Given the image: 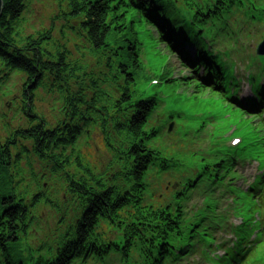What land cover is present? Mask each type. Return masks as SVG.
Wrapping results in <instances>:
<instances>
[{"label": "trees", "instance_id": "obj_1", "mask_svg": "<svg viewBox=\"0 0 264 264\" xmlns=\"http://www.w3.org/2000/svg\"><path fill=\"white\" fill-rule=\"evenodd\" d=\"M26 1L3 0L0 19L1 81L8 82L13 75L24 80L21 126L0 138V264L106 263L113 257L127 264H178L190 258L198 243L214 235V224L205 220L215 208L208 204L193 223L187 219L185 193L183 197L178 193L175 203L160 209L144 204L149 170L157 167L166 172L180 165L162 159L149 147L161 133L159 128L146 130L159 99H134L144 70L137 24L144 20L155 25L162 42L184 65L192 70H199L193 65H203L228 90L229 77L223 74L222 64L187 26L185 15L191 14L205 29L211 21H220L221 8L243 2L181 0L177 8L173 0H58L59 11L51 28L24 35L19 24ZM57 22L63 23L60 35L64 41L55 34ZM70 32L81 42L74 44L76 53L71 49ZM188 45L197 47L196 59L186 52ZM162 80L173 82L166 73ZM109 88L118 92L116 101L110 99ZM42 90L63 99L65 118L55 125L36 111L37 94ZM258 94L264 98L263 87ZM175 116L181 115L171 117ZM97 125L112 155V165L104 171L76 150L87 129ZM35 160L45 170L39 179L61 181V192L79 213L61 223L53 243L31 247L28 239L35 231L32 226L38 208L53 204L43 191L45 184L37 179ZM227 163L223 160L212 172L204 173L213 186L222 185L220 168ZM27 178L38 191H32ZM103 224L119 239L100 232ZM242 229L236 230L228 250L231 264H240L245 247L252 244V234L246 237ZM260 249L244 264H263Z\"/></svg>", "mask_w": 264, "mask_h": 264}, {"label": "rangeland", "instance_id": "obj_2", "mask_svg": "<svg viewBox=\"0 0 264 264\" xmlns=\"http://www.w3.org/2000/svg\"><path fill=\"white\" fill-rule=\"evenodd\" d=\"M26 10L23 15V20L19 24V29L24 35L34 34L37 31L43 29H50L53 25V18L59 11L58 0H27L25 2ZM232 23L243 27V32L240 35L229 34L232 39H235L240 47H235L232 52V59L237 63L239 68L244 69L247 66L248 60H253V52L257 45L264 36V25L262 23L249 22L245 23L243 14L236 12L231 20ZM62 22L54 24L55 34L59 40L64 41L60 35L62 29ZM138 31L140 32V38L145 42V58L148 61L147 65H144V70L138 80L137 86L134 88V99L146 98L152 95H158L163 105L161 108L155 111V115L147 126L146 130L155 127V124H162L168 117L172 110H179L183 112V117L178 119L177 124H174L173 131L170 137H166V129L163 133V138L158 137L152 141L150 147L160 151L162 157L167 159H175L183 162V165H188L189 168H201L205 165L206 158L203 155L197 157L193 154L198 150H206L209 146L208 135L205 133L204 138L198 141V135L196 131L200 126V115H207L208 113H215L218 115V119L215 124L222 126L230 124L233 120L232 114L225 108V103L212 94L211 91H204L202 93H196V87H185L180 82L167 84L164 83L160 77V73L167 69H171L172 66L175 70V77L180 75H186L181 73V67L177 63V59L171 61V52L167 47L160 42L158 35L152 28H148L146 25H138ZM71 35V49L74 51V44H81L80 40L73 33ZM68 37V36H67ZM227 39L220 45L224 49H228L230 44ZM253 43L249 47L248 44ZM83 46H86L83 44ZM76 53V52H75ZM177 68V69H176ZM157 77V78H154ZM154 79L158 80L157 84H154ZM24 80L20 75H13L8 81L3 83L0 75V138L4 139L13 130L21 126V120L24 118L22 113V106L20 101L21 90ZM107 93L116 98L114 90L107 89ZM36 111L46 117L51 124L58 123L63 117V99L60 95L49 93L42 90L37 94ZM159 111V113H157ZM197 118H195V117ZM186 120L188 122H186ZM246 122V121H244ZM182 123V124H181ZM26 121L22 122V126H26ZM188 124L187 130L183 129V126ZM215 124H211L214 126ZM166 126V124H162ZM239 125V123H238ZM9 126V127H8ZM160 126V125H159ZM8 127V130H7ZM236 127V126H235ZM237 128V127H236ZM8 132V133H7ZM187 132H192V136L187 139L185 135ZM208 133V132H207ZM202 137V135H201ZM226 137V135H225ZM77 150L82 151L83 155L94 168L100 167L106 169L109 166V156L106 154V148L104 146L103 137L101 132L94 130L93 133L83 137L78 145ZM34 170L37 172L38 181L41 184H45L43 191L46 196L51 199L53 204L40 205L36 213V219L34 220L31 235L28 239L30 246L38 247L40 243L47 242L53 243L60 228H58L64 220L75 218L78 216L77 207L74 203L64 196L61 189L64 187L63 183L58 179H39L40 175L45 173L42 165L36 160L33 162ZM100 165V166H99ZM29 172V168H27ZM34 171V172H35ZM251 172L246 173V178L243 183L249 184L251 181ZM175 178V176L173 177ZM28 185L31 186L32 191H38L37 185L33 180L27 178ZM147 182L150 184L151 193L149 204H168L173 200V184L174 180L168 175H157L156 172H151L148 176ZM23 190L26 187L22 188ZM162 194L161 197L159 195ZM156 198V199H155ZM203 197H197L190 205L189 208L196 210L198 207H202ZM69 221V220H68ZM235 224H239L240 221H234ZM104 230L106 233H111V229L103 224L99 229L101 232ZM228 239V238H226ZM221 254V252H218ZM188 264H209L206 257L201 254L189 259ZM263 263V261H262ZM96 264V263H89ZM99 264H112V263H99Z\"/></svg>", "mask_w": 264, "mask_h": 264}, {"label": "water", "instance_id": "obj_3", "mask_svg": "<svg viewBox=\"0 0 264 264\" xmlns=\"http://www.w3.org/2000/svg\"><path fill=\"white\" fill-rule=\"evenodd\" d=\"M2 10H3V0H0V19L2 16ZM259 54L264 55V44L260 47Z\"/></svg>", "mask_w": 264, "mask_h": 264}, {"label": "snow or ice", "instance_id": "obj_4", "mask_svg": "<svg viewBox=\"0 0 264 264\" xmlns=\"http://www.w3.org/2000/svg\"><path fill=\"white\" fill-rule=\"evenodd\" d=\"M22 68H23L25 71L30 70V69L27 68V66H23V65H22ZM260 256H261V260L264 261V246H262L261 249H260Z\"/></svg>", "mask_w": 264, "mask_h": 264}, {"label": "bare ground", "instance_id": "obj_5", "mask_svg": "<svg viewBox=\"0 0 264 264\" xmlns=\"http://www.w3.org/2000/svg\"><path fill=\"white\" fill-rule=\"evenodd\" d=\"M264 106V102H263V104L261 105V106H259V107H257V108H261V107H263Z\"/></svg>", "mask_w": 264, "mask_h": 264}]
</instances>
